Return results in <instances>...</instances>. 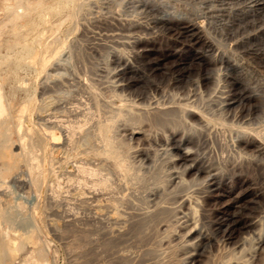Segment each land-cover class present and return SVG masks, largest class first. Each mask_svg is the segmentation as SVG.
<instances>
[{
	"label": "rangeland",
	"instance_id": "obj_1",
	"mask_svg": "<svg viewBox=\"0 0 264 264\" xmlns=\"http://www.w3.org/2000/svg\"><path fill=\"white\" fill-rule=\"evenodd\" d=\"M89 1L90 0H88L86 10H84L85 12H82L83 18L80 17L81 16V14H80V16L78 17L79 19H77V25L79 24L80 26L79 25L76 26L77 28L73 29L72 32H70V34H71L70 36H72V35L73 36L75 35V36L74 37L72 36V38H71L69 36V34L66 33L68 36L66 35L67 37H65L66 41H65V47H63L64 50L62 48L59 51V53L56 55L57 57L55 56L56 59L54 58L53 60H55L56 62L55 61L53 62V60H52L51 64L52 63L53 64L50 65V68H49L51 71L50 70L47 71V74L49 73V75L47 76V74H44V76L42 75V76L38 77L35 81H33L34 79L29 80L30 82H33L32 85L34 87L36 104H38V105H40L41 103L43 104V105L41 104L40 106H38V105L37 106L38 107L42 106L43 108H45V109L42 108L43 111L37 109L36 111L32 112L31 118H32L33 123L36 126H39V127L41 126L42 128H46L47 130H48V127L50 125L53 127V129H52V127L51 128L49 127V131L52 129V131L57 132L59 135L58 139L56 140V143H54V145L53 144L50 145V148L48 149V151L45 155H43L40 150L37 151V153L41 152V153H39L40 154L39 158L37 156V160L40 163V167L44 168L46 171V175L44 176L41 184L39 185L41 187L38 186L37 187L38 190H36L38 192H35V188L32 189L33 187L29 186L30 184L26 180V179H28V177L24 178V176H29L27 173L28 170L26 168V160L24 157L20 156L17 163H19L20 161H23L25 163V165L23 164L19 167V169L17 171V175L13 174L17 178H19V181H18V179H16V177L11 176V177H9V179H7V184H6L7 189L11 188L10 191L12 190L15 194L13 192H10V191L7 192L8 190L6 189V187L2 186L0 188V195H1L2 199H4V198L6 199V196H7V198L9 196L11 198L12 197L14 198L16 196L17 192H19L17 194V196H20L21 198L19 197L18 199L19 200L23 199V201H21L23 203V205L21 207L24 210L22 213L23 214L24 213H27V214L31 213L30 214V216H32L31 218H33L34 221L41 228V232H40L41 238L46 239V241L48 242V245H45V247H44L46 250L45 257L48 260V264H133V263L134 264H136V263L137 264H150V263L155 264L156 261H157L156 264H158L161 262L162 259H164V258L167 259V256L163 257V256H165L164 254H166V249H165L166 243H164V242H166V240H168V238H170V235L180 234L184 230V228L187 227L186 225L192 224V221L194 223L196 222V224L198 223L197 228L199 230L197 229V231L203 236V239H204V240L203 239L201 240V239H199V236H198L193 240L194 241V247L198 248L200 252L204 251L203 253H201L199 258H201V259H204L203 257L212 258L219 251V249L223 248V246L226 242V240H224L223 236H222L221 225L227 220V217L230 216L229 214H231L233 211L237 210V208L236 207L225 208L223 206L224 201L228 198L227 196H220V197L211 196V197L206 198V200L205 199L202 200L200 197H197L195 190L200 191V189H205V187H206L207 178H206L205 172H202L200 175H198L197 177H199V178L193 177V174L192 175L191 174L186 175L187 179H190V182L194 181V183L191 182L192 184L188 181L189 183L187 182L186 184L181 185L183 187L178 186L177 189H176V187L174 189L172 187V189H171L172 191L166 190V189L170 190V188H171V187L170 188L167 187L168 186L167 181H168L169 174H170L169 170H171L169 164L171 165V163H172V159L170 157H172L174 154V153L172 154L171 151L172 150H173V152L176 151L175 149L168 148L170 146L167 145L164 141L165 139L168 138V136H167V134H169L168 129L165 132L160 131V132L156 133V147H154V150H152V149H153V145L155 146V144H150V147H152V149L148 148L150 150V151L148 150L150 152V154H151V152H155V153H153L154 155L151 154L152 157L150 156V159H151L150 162L146 161L148 163V166L151 163L152 168L150 166L148 167L146 165V162L143 160L142 157H140L141 158L140 159L139 156L137 157L136 154H134L135 155L134 157L132 156L131 161H132V159L134 160L132 163L135 166L138 164L137 165L138 167L136 166V168L138 170L139 175L141 174L140 178H138V179L133 178V177L131 179L129 178L130 180L128 178L127 179L123 178L124 179V181H123L121 176L119 179L118 175H116V173L112 169V167L110 168L111 165H109V163H107L108 162L107 160H105L104 158H100L98 156H95L94 158L88 157L87 155L84 154L83 151L85 149H87V150L91 149V147L93 148L97 144H100V142L95 140V139L99 140V137L96 136L97 137L96 138L94 136V134L97 135V131L95 130V128L97 129L98 123L101 122L100 120H102L105 116H106L105 117L106 119L111 117L112 109H113V111H115V109H116L115 107H117L118 103H120L121 101L126 102V103H132V101L134 100V101H138V103L141 102V104H147V101L145 99L140 98L141 92L144 90V88H146L147 83L151 84V82L153 81V82H156V84H159V87H161L158 90V92L156 93V97H159L161 104H165V105L176 104L177 103L176 101H178V100H176L177 98L182 99L183 96H184L183 98H185L186 96H187L186 98H189V96L191 97L192 95H194V96H192L193 98L191 97V99H194V101H193L194 104L197 105V107L200 110L203 109L202 110L203 112H205V113L208 112L207 114H209V116H211V121L209 123H213V124L207 123V126L204 124L207 128L204 125H201L200 123L197 122L198 125L199 124L201 125V126H198L197 124H195L196 122L193 121L194 124L197 125L196 127H198L196 130L200 129L202 126H203V128H206V129H203V128L200 129V131H203V133H201L199 130H198L199 132L198 131H193L194 133L191 132L190 133L191 144H192V146H195V148H196L195 149L193 147V149H195L194 152L198 155V157L199 156L201 157V158L199 157L200 161L202 160L201 161L202 164H200V165L202 167H206L209 170H211L213 168V170H211V171H216V172L218 171V173H217L218 177L221 178L220 179L221 180L220 181V187H219L221 189V191L225 192V193H228V191H229L230 192L229 194H231V196H235V195H237V193L241 192L246 187V185L248 183H251L252 187H254V188L256 187L255 190L258 189V190H261V192L263 191L262 193H264V167L263 168L261 167L262 165L264 166V160H263L264 158L261 156L263 159H261L262 161L261 160L259 161V162H262L260 164L257 161L258 158H261V157H258V155L260 156V153L257 152L253 146L247 144L248 141L251 139V134L253 135V133L255 131L260 130V132H262V131L264 132V112H262L264 110V106H263V104H264V32H263L264 31V29H263L264 28V7H259L258 5H255L256 1L260 2L259 0H255V1L254 0H242V1L241 0H227L228 2L226 0H155V1L154 0H134V1L133 0H93L90 2ZM144 1H146L147 3ZM261 2H264V0H261ZM152 3L153 4L156 3V4L153 5ZM229 3L230 4L232 3V4L230 5ZM143 4L145 6H143ZM202 4H204V5L202 6ZM147 5H148V7H147ZM150 5L151 6L153 5L152 6L153 8L149 9ZM156 5L159 8V9H157L158 12L155 8ZM222 6H224V7H222ZM213 7H214V9H213ZM211 8H212V10H211ZM87 10H88V12H87ZM145 10H147V11H145ZM159 15H161V17ZM93 16H97V17H93ZM87 18H88V20H86ZM94 18H96V19H94ZM160 18H168V19L170 18V21L172 23H175V22L176 23H182L185 21L192 20V18H193V20H197V21L200 20V22L202 21L201 23L203 25L204 31L206 32L207 36H209L212 40L215 41L216 46L213 49L198 47L197 52L206 55L208 58L211 57L213 59H216L219 62V63L216 62L211 67V69H212L211 72H213L212 74L217 77V80L215 81L214 84H204L202 82V80H201L202 77L207 72H209L211 69H208L209 71L207 69L206 70L201 69V66L199 67V64H198V62H196V60L192 61L191 60L192 55H193L192 50L188 46L183 45L180 42V40L175 39L172 36V33L168 32L167 30L165 31V27H163L161 24H158V20ZM99 20H100V22H99ZM246 20H247V22H246ZM128 21H130L131 23ZM137 22H139V23H137ZM84 23H85V25H84ZM129 23H130V26H129ZM135 23H137V24H135ZM245 23H247V24H245ZM259 23H261V24H259ZM132 24H134L135 27ZM150 24H151V26H150ZM140 26H144V27L148 28V32H146V31L142 32ZM157 26L158 27L160 26V27L158 28ZM63 27H64L63 29H65L67 27V24L63 25ZM138 27H139V29H138ZM237 27H238V29H237ZM93 28H95V29H93ZM125 28H128V29H125ZM77 29H78V31H77ZM117 29H119V30H117ZM249 29H251V30H249ZM74 30H75V32H74ZM87 30H89V31H87ZM123 31H127V33L123 32ZM99 32H101V33L99 34ZM117 32H119L120 34ZM252 32L253 33H260V34L256 38H253V39L248 38V35L251 34ZM117 34H119L120 38L117 37L118 36ZM124 34H132V35L134 34V36L140 34L142 36L149 37L152 40V43L154 45V49L152 50V56L151 57L158 56L161 53L170 52L171 55L167 58V61L171 62V60L173 61V59H175L176 57L183 58L184 60L187 61L188 67L191 68V74L188 77L183 78L182 81L179 83L168 85L169 82H167V81H169V79H171L170 76L171 77L176 76L175 72L172 73V72L168 71L166 69L165 65H161L160 68L157 69L156 73L150 72L149 71L150 69L145 67L142 62H140L134 58V56H133L134 47H133L132 43H130L129 45H123V46L119 45L120 41H122V40H120L121 35H124ZM230 34L232 36H230ZM110 38H113V39H110ZM217 39H219V40L221 39V40L219 41ZM114 41H117V43ZM118 41H119V43H118ZM225 41H226V43H225ZM127 47H128V49H127ZM217 47H219V48H217ZM112 48H113V50H111ZM129 48H130V50H129ZM116 49H121L122 53L130 60L131 67L133 69L132 74H128L129 77L131 75L130 82L132 85L130 84V85H128V87H124L125 89L124 88L118 89L115 87V83H116L118 77H120L119 75H117L116 69L114 68L115 65L113 62ZM76 53H79V54L76 55ZM220 57L224 58V59H229L232 62H235L237 65L239 64L238 66H240L239 69H241L240 70L241 72H240V75L238 76V79L237 78L234 79V76H232V78H231L228 67L227 68H226V66L223 67V64L220 63V61H219L221 59ZM218 65H219V68H218ZM217 69H219L220 71H218ZM221 70H222V72H221ZM215 71H216V73H215ZM115 72H116V74H115ZM45 76H47V77H45ZM150 76H151V78H150ZM167 77L169 79H167ZM41 80L43 83L42 82L39 83V81H41ZM114 80H115V82H114ZM234 81H239L240 83L242 82L241 83L242 84L241 89L245 88V90L248 91L249 93L252 92L251 94L254 96L253 100L251 101L252 103L251 102L250 103L245 102V101L244 102L241 101V103H240V101H239V102L234 104L235 107H234V105L231 106V108L225 107V104H224L225 103V99H224L225 95H227L230 92V90L232 89ZM199 83H200V85H199ZM189 84H191L192 86L194 84L195 85L192 87ZM109 85H110V88H108ZM211 85H212L213 89L210 87ZM199 86L201 87V89ZM204 86H206V87H204ZM197 87H198V89H197ZM221 87H223V88H221ZM210 89L212 91H209ZM241 89H239V90L237 89L236 92L240 91ZM114 90H115V92L118 93L119 97L122 96L121 100H119L118 96L116 95L117 93H114ZM118 90H120L119 91L120 93L118 92ZM148 90H147V92H148ZM170 90H171V92H170ZM193 90L195 91V93L193 92ZM218 90H220V91H218ZM111 91H113L112 94H111ZM185 91L187 94L185 93ZM191 91H192V93H191ZM109 92H110V94H109ZM149 92H148L149 94L154 95L152 90H150ZM197 92H198V95H200L199 97L202 96L201 98L203 100L201 98H199V99L197 98L198 97ZM219 92H220V94H219ZM158 94H160L162 96L160 97V95H158ZM172 94H174V95H172ZM180 94H182L183 96ZM205 94H207V96L209 95L208 98L205 97ZM176 95H177V97H175ZM123 96H124V98H123ZM203 96L206 99H204ZM216 96H217V98H216ZM259 96H260V98H259ZM209 97H210V99H209ZM98 98L103 100V102L100 103L101 100ZM125 98L127 100H129V102ZM171 98L175 101L171 100ZM200 99L202 102L200 101ZM262 99H263V101H262ZM166 100L168 103L166 102ZM204 100L205 101L208 100L210 102L207 101L208 103L206 104L204 102ZM104 101H105V103H104ZM195 101H197V102H195ZM44 102H45V104H44ZM48 103L50 104V107H49ZM103 103H104V105H103ZM106 103H107V106H106ZM200 103H201V105H200ZM54 104H56V105L59 104L60 107L58 105L56 106ZM209 104H211V105H209ZM62 105L63 106L65 105V107H63ZM95 105H96V107H95ZM102 105H103V107H102ZM99 106H100V108H99ZM201 106H203V107H201ZM220 106H222V107H220ZM46 107H48L49 109ZM51 107H53V108H51ZM107 107H109V108H107ZM111 107H112V109H110ZM127 107H126V109H124V111L126 113L124 111H122L125 113V115L122 113L121 117L120 118L118 117V118L123 120L124 116L125 117L127 116L126 117V119H127L129 117L128 115H130V116L135 115L134 119H133V117H130L131 119L128 118L130 121L125 120V118H124V121H122V120L119 121V119L116 118L113 130L118 129V131H117L118 133L116 132V130H114L113 132H115L116 134L113 133V135L116 138L118 136L117 134H119V136H118L119 138H117V139L118 140L119 139L124 140V141H126L127 144L130 143L129 145H131L132 150H136V149L141 150V146L142 147H144V146L148 147L149 146V145H147L148 141L151 140L152 136L154 137V135L151 136V134H149V133L153 134L154 131L148 125L149 123L146 122L148 120L144 115L146 113L147 117H148L150 115V113L146 112L144 110L132 108V107H129L127 109ZM60 108H62V109H60ZM84 108H85V111H84ZM51 109H53V111ZM107 109H108V111H107ZM204 109H207V110H204ZM96 110H97V113H96ZM78 111H80V112H78ZM82 111L85 113H83ZM106 112H108V113L106 114ZM141 112H143V113H141ZM47 113L50 116L53 114L52 116L54 118L56 116H59V117L55 118L56 120L51 116V118H53L52 121H56V122L61 121L60 117L64 116L62 118V119H64V120H62L63 125L65 124L64 127L62 125V127L64 129L61 127V124L59 126L58 125L53 126L50 123L51 118L49 119L50 121L48 122L46 119L50 116L47 115ZM93 113L98 114L97 115L98 118L96 117V114L94 115ZM134 113H137L140 116L139 115L136 116V114H134ZM61 114H62V116H61ZM141 114L144 117H142ZM194 115L195 114H190L189 115L190 118H188V116H185V119L186 120L189 119V121L193 120V119L195 121H198L197 119H195L196 116H194ZM67 116L71 121H72V119H73V122L76 121L74 123L73 122L71 123L73 125V127H74V125L76 127V128L75 127L74 128L77 131L73 130V133L75 135L72 133V130L69 131L71 133H69L68 130H66V123L71 122L70 120H68V118L67 119L65 118ZM99 116H101V119ZM138 116L142 117L143 119H141V120L138 119L139 120L138 121L136 118ZM35 117H37V119ZM42 117H44V118H42ZM82 119L83 120L86 119L87 121L85 122ZM132 119H133V121H132ZM43 120L44 121L46 120V121L43 122ZM95 120H97V121L95 122ZM98 120H99V122H98ZM142 120H144V121H142ZM102 121H104V119ZM135 121H138V122H135ZM62 122H60V123H62ZM94 122L96 124H94ZM36 123H38V124H36ZM44 123H45V125H44ZM46 124L47 125L49 124V125L46 126ZM144 125H148L149 127L148 128H147V126L144 127ZM116 126H118V127H116ZM135 126L136 127L138 126L139 128L138 127L136 128ZM60 128H62V129H60ZM132 128H134V130ZM145 128H146V130H143ZM147 129H149V130H147ZM94 130L96 131L95 133H94ZM131 130L134 132H132ZM67 132L69 135L71 134V136L73 135L75 138L73 136L71 137V136L67 135ZM166 132H168V133H166ZM196 132H198V133H196ZM129 133H132V134H129ZM145 133H148V134H145ZM192 133H193V135H192ZM196 134H198L200 137H198V135H196ZM144 135H145V137H144ZM148 135H150V136H148ZM164 135H166V136H164ZM62 136H64V137L67 136V137L64 139V137H62ZM68 137H71L72 139L70 140V138H68ZM124 137L126 140L123 139ZM193 137L196 139L198 138V139L193 140L194 139ZM144 138L148 139V141L145 140ZM158 138H159V140H157ZM13 139L16 140V137L13 136ZM68 139L70 140V145H71V143H72V145L73 144H75V145H73V146L67 145V144H69ZM72 140H74L75 142H73ZM158 141L161 143H159ZM143 143H145V145ZM193 143H194V145H193ZM195 143L197 145H195ZM162 145L165 148L162 147ZM51 146H52V148H51ZM57 147H58V149H57ZM61 147H62V149H60ZM96 147H98V145ZM134 147H136V148H134ZM160 147H162V148L159 149ZM166 147L168 148V150L166 149ZM51 149H54V150L51 151ZM18 150H19V148L17 146H15L14 151L17 152ZM49 151L52 154H50ZM75 153L77 154L76 156H74ZM53 154H54V156H53ZM247 154H248V156H247ZM252 154L253 155L255 154L254 157L257 156L258 158L255 157L253 160ZM41 155L43 158H40ZM242 155H244V156L242 157ZM49 156L51 158H48ZM66 156L67 157L69 156V159ZM154 156H156L155 157L156 159L154 158ZM65 157L67 158V160H64ZM164 157H166V158H164ZM95 158L103 159L104 162L99 160V159H95ZM39 159H41V161ZM60 159H61V161H64V164H63V162L60 161ZM138 160H139V162L141 160H143L145 163L143 161H141V164L139 162L137 163ZM247 160H249V161H247ZM100 161H101V163H100ZM201 162H199V163H201ZM53 163H55V165ZM152 163L155 165H153ZM166 163H168V164L166 165ZM256 163L260 164L261 166L258 164L256 165ZM50 164H53V166H51ZM101 164H103V165L106 164L107 166L106 165L103 166ZM56 165H57V167H56ZM141 165H144L143 166L144 168ZM49 166L53 167L52 168V169H54L53 176L55 175V177H53L52 173L49 172V170H51ZM58 166H60V167H58ZM78 166H80V167L78 168ZM166 167H168V168H166ZM22 168L24 171L22 170ZM55 169L57 171H55ZM109 169L111 171H113L116 176L114 175L113 172H110ZM139 169H140V172H139ZM157 171L160 173L158 174ZM166 171H169V172L167 173ZM18 172H20V173H18ZM155 173H157L156 177H158V178H156L157 179L156 181H158V180L160 182L162 181L163 182V184L161 183L163 185L162 187L164 189L166 187L165 193H164L165 200L169 201L168 204L170 206H172V207L177 206L176 207L177 210H175V208H173L174 211H172L173 213L171 212L172 217H169L170 216V214H169V216H167V218L165 219V221L168 222L169 227H167V223L165 221H164V224L160 227L158 225H157L158 227L156 225L153 226L154 225L153 224L150 228L147 229L148 232H145L146 230L144 231V233H146L145 235H144V233H140V234H142V235H140L137 231H136L137 233H135L134 225L136 223L135 221H137V219L139 217H141V216H139V213L141 212V213L145 214V212H142V211L143 210L146 211L149 208L148 205H150V202L147 203V201H149V199H148L149 196H147V195H149V192H147V191H149L148 187L150 185L148 183L152 184L153 178H151V177H153V174H155ZM18 174L20 175L19 177H18ZM192 177L195 180L191 179ZM201 177L203 178L202 180H200ZM104 178L107 179V185H109L106 190L102 189L101 186H99L100 185L99 181L104 179ZM150 178L152 180H150ZM137 180H138V183H137ZM139 180H141L142 182ZM20 181H21V183H20ZM23 181H27V182H23ZM121 181H123V182H121ZM129 181H131V182H129ZM145 182L148 186L145 184ZM165 182H166L167 186H166ZM202 182H203V184H202ZM145 185H146V187H143ZM51 186H52V188H51ZM184 186H187L188 188L184 187ZM191 186H192V188L189 189V187H191ZM203 186H205V187H203ZM8 187H10V188H8ZM87 188L92 189V192L87 194L88 195V197L86 198L87 200L86 199L82 200L79 197H77V195H75L76 192L78 193L79 191L86 190ZM184 188H185V190H184ZM51 189H53V190H51ZM178 189L179 190L181 189L183 191V193L181 190L179 191ZM128 190H129V192H128ZM141 190H142V192H141ZM5 191L7 193H4ZM190 191H192L193 193L192 192L189 193ZM107 192H109V193H107ZM173 192H176V193H173ZM185 192H186V194H192L194 196L192 198V200L193 199L194 200H193V202H191L192 205H193V203L195 204V206H194L195 212L194 213L191 211L189 212L188 210H185L186 209L185 204L181 203V201H180V196L182 194H185ZM8 193H10V194L8 195ZM5 194H6V196H5ZM11 194H14V196ZM121 195H123V196H121ZM166 196L167 197L170 196V197L167 199ZM98 197H99V199H98ZM126 198H128V199H126ZM195 198L197 200H195ZM249 198H250V196L244 197V200H246V201H243L244 205L246 202H248L247 199H249ZM12 199H11V201L14 200V199L13 200ZM100 199H101V201H100ZM17 200L15 199V201H17ZM109 200H110V202H108ZM174 201H176V202H174ZM205 201H207V202L204 203ZM99 202H100V204H98ZM170 202H174V203H170ZM4 203H5V201H4ZM97 204H98V206L99 205L101 206V209H100V206L99 207L97 206ZM111 204L112 205L115 204L119 208L121 214L124 213L123 216L121 215L122 217H120L118 219V222H117V220L115 221L116 224L113 222V219L111 218V216H109V214L114 210L113 206ZM127 204L129 205V207L127 206ZM146 204H148V205H146ZM180 204H182V205H180ZM243 204H241V205H243ZM186 205H187V203H186ZM145 206H146V209H145ZM261 206L263 207L262 204H261ZM10 208H12V207H10ZM178 209H182V211L185 210V212L178 211ZM12 210L14 211L16 209L12 208ZM248 210H247V208H245V210L243 211L244 214H242L240 216V220H243L246 218V217H244V215L248 216ZM28 211H30V212L28 213ZM33 211H34V213H33ZM175 211H177V212H175ZM94 212H96L97 214ZM188 212H189V214H188ZM22 213H20V214H22ZM66 213H68V214H66ZM16 214H17V217L15 216V223H17L16 220L19 221L18 222L19 224L17 223L18 225H20V224L25 225V223H27L26 225H29L31 223L30 220H32V219H30L29 215H27V214L21 215L22 216V219H21L20 218L21 216H19L20 214H18L17 212H16ZM100 214H101V217H100ZM23 216L26 218L24 219ZM134 217H136V219ZM132 218L135 219V221L132 220ZM20 219H21V221H20ZM191 219H192V221H191ZM193 219H195V221ZM27 221H29L30 223ZM171 221H172V223H171ZM187 223H189V224H187ZM165 224H166V226H165ZM171 224H172V226H171ZM130 227H131V229H130ZM156 228H157V230H156ZM158 229L160 230V233H159ZM118 231H119V233H118ZM116 232H117V234H116ZM261 232H262L261 236H264V234H263L264 229L261 230ZM156 233H157V237L155 235ZM114 235H115V237H114ZM149 235H150V237H146ZM256 236H259V235H256ZM256 236L253 237V240L251 239L252 240V241H250L251 243L250 242L247 243V246L245 244L246 248L244 247L245 250L243 252V255L245 257H247V255H248V257H250L251 254L255 253V252H253V250L257 251V253L261 250V249L260 250L257 249L258 243L260 240H259V237H256ZM121 237H123V238H121ZM194 237H195V235H194ZM114 238H116V239H114ZM255 238H257V240H255ZM182 241H183V239H182ZM254 241H256V244H254L255 243ZM107 242H109V243H107ZM157 242L159 244L158 246H157ZM106 244H108V245H106ZM160 244H161V246L163 245V247H161ZM182 244H184V243L182 242ZM206 244H208V245L204 246ZM180 245L178 247L179 250H176L178 252V253L176 252L177 255H180L186 249H188V250L190 249L189 247L187 248L184 245L183 246H180ZM252 245H253V248H252ZM254 245H256V246H254ZM154 246H156L154 251H157L159 246H160V248H163V249L162 250L160 249L158 251L159 252H161V251L165 252V253L163 252V255H161V253H159L158 255H160V256L157 259H156V257L158 255L155 256V254H157V253L153 251V248H151ZM220 246H222V247H220ZM248 246H250V247H248ZM203 247H204V249H203ZM214 247L217 250H215V252L213 253L212 251H214ZM263 247H262L263 251L261 250L260 252L264 253ZM148 249H149V251H148ZM28 250H29V244H26L25 247L18 254L17 258L15 259V262L16 263L18 261L21 262V258L25 254H27ZM208 250H211V251L208 252ZM151 251L153 253H155L154 256H152L153 254L150 253ZM247 253H250V254H247ZM263 253H261V254L264 256ZM237 254H239V253H237ZM177 255H176V257H177ZM258 255H259V253H258ZM117 256H119V257H117ZM259 256L261 259L264 258V257H261V255H259ZM257 257L258 256L255 257V260L257 259ZM144 258L147 261H145ZM151 258L155 259V260H151ZM160 258H162V259L159 262L158 260ZM260 258L258 257V259L260 261L256 260V262L257 261L259 262V263L257 262L258 264H262V261ZM141 260H142V262H141ZM150 260H151V262H150ZM255 260L251 261L250 264H252V262H255ZM216 262H217V264H220L219 260H217ZM160 264H162V263H160ZM183 264H185L184 261H183ZM186 264H189V262H186ZM192 264H197V263H192Z\"/></svg>",
	"mask_w": 264,
	"mask_h": 264
},
{
	"label": "bare ground",
	"instance_id": "obj_2",
	"mask_svg": "<svg viewBox=\"0 0 264 264\" xmlns=\"http://www.w3.org/2000/svg\"><path fill=\"white\" fill-rule=\"evenodd\" d=\"M93 1V0H90ZM89 1V2H90ZM134 1V0H133ZM155 1V0H154ZM227 1V0H226ZM242 1V0H241ZM255 1V0H254ZM260 2L256 1L255 5H258L259 7H264V2H261V0H259ZM105 2V1H104ZM146 2V1H144ZM215 2V1H214ZM223 2V1H222ZM228 2V1H227ZM100 3V2H99ZM138 3V2H137ZM136 3V4H137ZM147 3V2H146ZM217 3V2H216ZM252 3V2H251ZM250 3V4H251ZM88 4V0H0V188L2 186H5L7 189V179H9V177L17 175V171L19 169V167L21 165H25V163L23 161H20L19 163H17L18 159L20 156L24 157L26 160V168L28 170V175L29 176H24L28 177V179H26L28 181V183L30 184L29 186H32L34 189L35 188V192H38L36 190L37 187L41 184L42 179L44 178V176L46 175V171L44 168L40 167V163L37 160V156L39 158L40 154L42 152L43 155H45L48 151V149L50 148V145H54V143H56V140L58 139L59 135L57 132L52 131L53 127L50 126L49 124L51 123L53 126L54 125H60L61 127L63 125L62 119L61 121H52L53 120V114L51 115L53 118H51V116L47 113V115H49L50 117H48L46 120L49 122L50 118H51V122L48 124L49 127L52 129L49 131V127L48 130L46 128H42L41 126H36L31 118V114L32 112L38 110H42V106L38 107L40 105L36 104V98H35V92H34V87L32 85L33 82H30L29 80H33L35 81L38 77L40 76H44V74H47V71L50 70V65L52 60L55 58V56L59 53V51L65 47V37H67L69 34V36L71 35L70 32H72L73 29H76L78 26L77 25V19H79L78 17H82V12H85L84 10H86ZM153 4V3H152ZM156 4V3H154ZM153 4V5H154ZM165 4V3H164ZM201 4V3H200ZM230 4V3H229ZM232 4V3H231ZM230 4V5H231ZM91 5V4H90ZM89 5V6H90ZM138 5V4H137ZM152 5V6H153ZM163 5V4H162ZM204 4H202L203 6ZM215 5V4H214ZM225 5V4H224ZM237 5V4H236ZM143 6H145L143 4ZM151 5L149 6V9L153 8ZM164 6V5H163ZM218 6V5H217ZM216 6V7H217ZM134 7V6H133ZM148 7V5H147ZM155 7V6H154ZM224 7V6H222ZM156 10L159 9L156 5ZM165 8V7H164ZM167 8V7H166ZM88 9V8H87ZM203 9V8H202ZM206 9V8H205ZM204 9V10H205ZM214 9V7H213ZM226 9V8H225ZM262 9V8H261ZM212 10V8H211ZM90 11V10H89ZM147 11V10H145ZM88 12V10H87ZM158 12V10H157ZM262 13V12H261ZM91 14V13H90ZM160 14V13H159ZM105 15V14H104ZM169 15V14H168ZM236 15V14H235ZM102 16V15H101ZM161 17V15H159ZM163 16V15H162ZM192 16V15H191ZM190 16V17H191ZM93 17H97V16H93ZM107 17V16H106ZM83 18V17H82ZM85 18V17H84ZM142 18V17H141ZM151 18V17H150ZM154 18V17H153ZM157 18V17H156ZM93 19V18H92ZM96 19V18H94ZM112 19V18H111ZM110 19V20H111ZM88 20V18L86 19ZM156 20V19H155ZM92 21V20H91ZM149 21V20H148ZM239 21V20H238ZM93 22V21H92ZM100 22V20H99ZM125 22V21H124ZM130 22V21H128ZM136 22V21H135ZM202 22V21H201ZM197 20H189V21H185L182 23H172L170 21V18H160L158 20V24H161L163 27H165V31L167 30L168 32L172 33V36L175 39L180 40V42L183 45L188 46L192 52V58L191 60L194 61L196 60V62H198L199 67L201 66V69L204 70H208L211 69L212 65H214L216 62H218L216 59L213 58H208L206 55L197 52V48L201 47V48H209V49H213L216 46V43L214 40H212L209 36H207L206 32L203 29V25L202 23ZM247 22V20H246ZM131 23V22H130ZM129 23V26H130ZM134 23V22H133ZM139 23V22H137ZM135 23V24H137ZM240 23V22H239ZM253 23V22H252ZM67 24V27L65 29H63V25ZM81 24V23H80ZM87 24V23H86ZM99 24V23H98ZM125 24V23H124ZM233 24V23H232ZM244 24V23H243ZM247 24V23H245ZM250 24V23H249ZM258 24V23H257ZM261 24V23H259ZM85 25V23H84ZM97 25V24H96ZM104 25V24H103ZM126 25V24H125ZM124 25V26H125ZM134 25V24H132ZM131 25V26H132ZM143 25V24H142ZM153 25V24H152ZM235 25V24H234ZM240 25V24H239ZM80 26V25H79ZM99 26V25H98ZM122 26V25H121ZM123 26V27H124ZM145 26V25H144ZM144 26H140L142 32L146 31L148 32V28L144 27ZM151 26V24H150ZM247 26V25H246ZM82 27V26H81ZM114 27V26H113ZM135 27V25H134ZM158 27V26H157ZM156 27V28H157ZM160 27V26H159ZM158 27V28H159ZM239 27V26H238ZM237 27V29H238ZM245 27V26H244ZM101 28V27H100ZM99 28V29H100ZM109 28V27H108ZM112 28V27H111ZM115 28V27H114ZM207 28V27H206ZM227 28V27H226ZM232 28V27H231ZM230 28V29H231ZM247 28V27H246ZM245 28V29H246ZM263 28V27H262ZM261 28V29H262ZM80 29V28H79ZM95 29V28H93ZM98 29V30H99ZM128 29V28H125ZM139 29V27H138ZM264 29V28H263ZM103 30V29H102ZM119 30V29H117ZM121 30V29H120ZM137 30V29H136ZM157 30V29H156ZM162 30V29H161ZM164 30V29H163ZM251 30V29H249ZM258 30V29H257ZM78 31V29H77ZM89 31V30H87ZM96 31V30H95ZM75 32V30H74ZM104 32V31H103ZM114 32V31H113ZM125 33H127V31H123ZM122 32V33H123ZM129 32V31H128ZM151 32V31H150ZM264 32V31H263ZM67 33V34H66ZM95 33V32H94ZM97 33V32H96ZM101 32H99L100 34ZM119 33V32H117ZM169 33V34H170ZM238 33V32H237ZM262 33V32H261ZM73 34V33H72ZM98 34V35H99ZM120 34V33H119ZM119 34H117L116 36L119 37ZM224 34V33H223ZM222 34V35H223ZM236 34V33H235ZM242 34V33H241ZM260 33H251L248 35V38H256ZM67 35V36H66ZM77 35V34H76ZM234 35V34H233ZM237 35V34H236ZM73 36V35H72ZM72 36H70L72 38ZM75 36V35H74ZM73 36V37H74ZM103 36V35H102ZM115 36V35H114ZM123 36V37H122ZM168 36V35H167ZM170 36V35H169ZM215 36V35H214ZM229 36V35H228ZM227 36V37H228ZM230 36H232L230 34ZM239 36V35H238ZM113 37V36H112ZM116 37V38H117ZM171 37V36H170ZM263 37V36H262ZM120 38V37H119ZM124 38V39H123ZM218 38V37H217ZM69 39V38H68ZM113 39V38H110ZM122 40V41H120ZM120 43L119 45L123 46V45H129L130 43H132L134 50H133V56L136 60L140 61L143 63V65L145 67H147L148 69H150V72L156 73L157 69L160 68L161 65H165L166 69L170 72H175L176 76L175 77H171V79H169L167 77V79H169L168 85L170 84H176L182 81L183 78L188 77L191 74V68L188 67V63L186 60H184L183 58H179L176 57L175 59H173V61L171 60V62L167 61V58L171 55L170 52L167 53H161L158 56H152V50L154 49V45L152 43V40L147 37V36H142V35H136L134 36V34H124L121 35V39H120ZM219 40V39H217ZM221 40V39H220ZM219 40V41H220ZM218 41V42H219ZM117 43V41H114ZM177 42V41H176ZM243 42V41H242ZM245 42V41H244ZM106 43V42H105ZM167 43V42H166ZM226 43V41H225ZM104 44V43H103ZM237 44V43H236ZM170 45V44H169ZM233 45V44H232ZM106 46V45H105ZM180 46V45H179ZM163 47V46H162ZM117 48V47H116ZM219 48V47H217ZM77 49V48H76ZM125 49V48H124ZM128 49V47H127ZM230 49V48H229ZM234 49V48H233ZM244 49V48H243ZM64 50V48H63ZM62 50V51H63ZM113 50V48L111 49ZM130 50V48H129ZM225 50V49H224ZM231 50V49H230ZM210 53V52H209ZM223 53V52H222ZM79 53H76V55H78ZM132 54V53H131ZM211 55V54H210ZM222 55V54H221ZM57 57V56H56ZM133 58V57H132ZM221 58V57H220ZM56 59V58H55ZM58 59V58H57ZM113 59V58H112ZM55 60H53L54 62ZM220 63L223 64V67L226 66V68L228 67L231 78L232 76H234V79L237 78L240 75V70L239 67L235 62H232L229 59H224L221 58ZM56 62V61H55ZM114 65H115V69L117 72V75H119L120 77H118L116 83H115V87L118 89H122L124 87H128V85L131 84L130 82V77L128 74H132V67H131V62L130 60L122 53L121 49H116L115 54H114ZM195 62V63H196ZM219 63V62H218ZM55 64V63H54ZM140 64V63H139ZM220 64V65H221ZM217 65V64H216ZM195 66V65H194ZM198 67V66H197ZM196 68V67H195ZM219 68V65H218ZM145 69V68H144ZM216 69V68H215ZM199 70V69H198ZM218 71H220L219 69H217ZM51 71V70H50ZM209 71V70H208ZM212 69L207 72L203 77H202V82L204 84H214L215 81L217 80V77L214 76L211 72ZM115 72V74H116ZM145 72V71H144ZM166 72V71H165ZM222 72V70H221ZM146 73V72H145ZM152 73V74H153ZM161 73V72H160ZM216 73V71H215ZM204 74V73H203ZM49 75V73L47 74V76ZM51 75V74H50ZM147 75V74H146ZM162 75V74H161ZM194 75V74H193ZM45 76V77H47ZM167 76V75H166ZM169 76V75H168ZM50 77V76H49ZM117 77V76H116ZM133 77V76H132ZM219 77V76H218ZM221 77V76H220ZM151 78V76H150ZM165 78V77H164ZM115 79V78H114ZM162 79V78H161ZM188 79V78H187ZM154 80V79H153ZM150 81V80H149ZM159 81V80H158ZM165 81V80H164ZM200 81V80H199ZM42 82L39 81V83ZM111 82V81H110ZM115 82V80H114ZM166 82V83H167ZM185 82V81H184ZM195 82V81H194ZM43 83V82H42ZM41 83V84H42ZM183 83V82H182ZM192 83V82H191ZM242 83V82H241ZM239 81H234L233 82V87L230 90V92L225 95V107L227 108H231V106H233L235 103L239 102H251L254 98V96L249 93L248 91L245 90V88L241 89V84ZM181 84V83H180ZM196 84V83H195ZM194 84V85H195ZM228 84V83H227ZM132 85V84H131ZM178 85V84H177ZM191 85V84H189ZM193 85V86H194ZM198 85V84H197ZM200 85V83H199ZM216 85V84H215ZM218 85V84H217ZM221 85V84H220ZM226 85V84H225ZM138 86V85H137ZM165 86V85H164ZM163 86V87H164ZM192 86V85H191ZM192 86V87H193ZM223 86V85H222ZM36 87V86H35ZM140 87V86H139ZM183 87V86H182ZM190 87V86H189ZM200 87V86H199ZM206 87V86H204ZM209 87V86H208ZM212 88V85L210 86ZM217 87V86H216ZM108 88H110V85L108 86ZM149 90H148V89ZM161 87H159V84H156V82H151L147 83L146 88H144V90L141 92V99H145L147 101V104H141V102L138 103V101H132V103H126L121 101L120 103L117 104V107H115V111H113L112 107L110 109H112V115L110 118H105L103 115V119L104 121L100 120L101 122H99L98 120V127L97 129L95 128V130L97 131V135L94 134V136L99 137L97 140L98 142H100V144H97L98 147H91V149H85L83 152L85 155H87L88 157H95L98 156L100 158H104L105 160H107L109 163L110 168L112 167V169L115 171L116 175H118L119 179L120 176L121 178H140V175L138 173V170L136 168V166L138 165H134L132 162L134 161L131 158L132 156L134 157L136 154L137 157L139 156L143 158V160L146 162H150V156L152 157V155H154L153 153L155 152H151L150 154V150L152 149V147H150V144H155V146L153 145V149L154 147H156V133L158 132H165L167 131V129L169 130V134H167L168 138L165 139V143L167 145H169L171 149H175L176 151L173 152V150L171 151L173 156L170 157L172 159V163L170 166V174H169V178H168V186L166 184L167 187H171L170 190L169 189H165L168 191H172V187L173 189L178 186L184 185L186 184L188 181L190 182V179H187L188 174H193V177H197L198 175H200L202 172H205L206 178H207V183H206V187L205 189H200V191L195 190L197 197H200L202 200L211 196H216V197H220V196H227L228 198L224 201L223 206L225 208H232V207H236L237 210L233 211L231 214H229L230 216L227 217V220L221 225V232H222V236L223 239L226 240L223 248L219 249V251L212 257V258H205L201 259L199 258L201 253L198 248L194 247V239L196 237L199 236V239H203V236L197 231V225L196 222L194 223L192 221V224L186 225L187 227L184 228V230L180 233V234H172L170 235V238H168V240H166L165 244V249H166V254H164L167 259L164 258H160L158 261L161 262L162 264H186V262H189V264L191 263H197V264H217V260H219L220 264H250L251 261L255 260V257L258 256L260 258L259 255H261V257H264L260 252L262 250V247L264 246V236L262 235L261 230L264 229V193L261 192V190H255L254 187H252L251 183H248L246 185V187L239 193H237V195L235 196H231V194H229L230 192L228 191V193L222 192L220 187V179L218 177V171H211L213 170V168L211 170L207 169L206 167H202L200 164H202V160L200 161L198 155L194 152V150L196 149L195 146H192L191 144V135L190 133L193 131H200L201 128H203V126L196 130L198 127H196L198 125V123H200L201 125H206L208 124H213V123H209L211 121V116H209V114H207L208 112H203L202 110H200L197 105L194 104V99H191V97L189 96V98H183L184 96L182 94L183 97L182 99L177 98L176 104H169V105H165V104H161L159 97H156V93L158 92V90ZM223 88V87H221ZM229 88V87H228ZM115 89V88H114ZM125 89V88H124ZM132 89V88H131ZM198 89V87H197ZM201 89V87H200ZM199 89V90H200ZM213 89V88H212ZM241 89L240 91L236 92V90ZM249 89V88H248ZM36 90V89H35ZM116 90V89H115ZM114 93H117L115 92ZM140 90V89H139ZM150 90L153 91L154 95L149 94L148 92ZM169 90V89H168ZM172 90V89H171ZM170 90V92H171ZM175 90V89H174ZM92 91V90H91ZM120 90H118L119 92ZM201 91V90H200ZM209 91H212L211 89ZM220 91V90H218ZM250 91V90H249ZM113 91H111L112 94ZM193 92L195 93V91L193 90ZM120 93V92H119ZM123 93V92H122ZM121 93V94H122ZM161 93V92H160ZM168 93V92H167ZM173 93V92H172ZM183 93V92H182ZM186 93V91H185ZM192 93V91H191ZM202 93V92H201ZM214 93V92H213ZM222 93V92H221ZM110 94V92H109ZM128 94V93H127ZM134 94V93H133ZM169 94V93H168ZM187 94V93H186ZM200 94V93H199ZM215 94V93H214ZM220 94V92H219ZM92 95V94H91ZM115 95V94H114ZM118 96V93L116 94ZM115 95V96H116ZM132 95V94H131ZM160 95V94H158ZM174 95V94H172ZM198 95V92H197ZM218 95V94H217ZM162 95H160L161 97ZM196 96V95H195ZM200 95H198V99L201 98L199 97ZM209 96V95H208ZM207 94H205V97H207ZM110 97V96H109ZM122 97V96H121ZM118 96L119 100H121L122 98ZM126 97V96H125ZM172 97V96H171ZM177 97V95L175 96ZM174 97V98H175ZM204 96L203 98L206 99ZM116 98V97H115ZM124 98V96H123ZM131 98V97H130ZM164 98V97H163ZM173 98V97H172ZM171 98V100H173ZM193 98V97H192ZM213 98V97H212ZM217 98V96H216ZM215 98V99H216ZM260 98V96H259ZM100 99V98H98ZM106 99V98H105ZM126 99V98H125ZM133 99V98H132ZM202 99V98H201ZM200 99V101H201ZM210 99V97H209ZM219 99V98H218ZM101 100V99H100ZM124 100V99H123ZM127 100V99H126ZM203 100V99H202ZM223 100V99H222ZM256 100V99H255ZM110 101V100H109ZM113 101V100H112ZM129 102V100H127ZM175 101V100H173ZM199 101V100H198ZM208 101V100H207ZM205 101L204 102L207 104L210 101ZM216 101V100H215ZM263 101V99H262ZM41 102V101H40ZM96 102V101H95ZM103 102V100L100 101V103ZM162 102V101H161ZM167 102V100H166ZM197 102V101H195ZM202 102V101H201ZM214 102V101H213ZM258 102V101H257ZM261 102V101H260ZM259 102V103H260ZM47 103V102H46ZM105 103V101H104ZM103 103V105H104ZM168 103V102H167ZM204 103V104H205ZM252 103V102H251ZM254 103V102H253ZM45 104V102H44ZM52 104V103H51ZM61 104V103H60ZM96 104V103H95ZM245 104V103H244ZM248 104V103H247ZM263 104V103H262ZM38 105V106H37ZM43 105V104H42ZM49 107L50 104L48 103ZM56 105V104H54ZM59 106V104H57ZM56 105V106H57ZM102 105V107H103ZM113 105V104H112ZM115 105V104H114ZM199 105V104H198ZM201 105V103H200ZM211 105V104H209ZM208 105V106H209ZM254 105V104H253ZM260 105V104H259ZM63 106V105H62ZM61 106V107H62ZM107 106V103H106ZM105 106V107H106ZM128 106V107H127ZM218 106V105H217ZM248 106V105H247ZM261 106V105H260ZM264 106V104H263ZM55 107V106H54ZM60 107V106H59ZM65 107V105L63 106ZM62 107V108H63ZM77 107V106H76ZM79 107V106H78ZM96 107V105H95ZM104 107V108H105ZM110 107V106H109ZM107 107V108H109ZM127 109L129 107L132 108H137V109H141L144 110L146 112H149L150 115L147 117V114L145 113V117L147 118L149 124V126L152 128V130L154 131V133H149L152 135H154V137H151V140L148 141V139H145L148 141L147 146H144L145 143H143L144 147L141 146V150H132L131 145H129L130 143H126V141L121 140V139H117L119 138V134H117L116 138L114 137L113 132L114 130H116V132L118 131V129H114V125H115V119L116 118H120L122 113L125 115V111L124 109ZM203 107V106H201ZM211 107V106H210ZM222 107V106H220ZM235 107V105H234ZM249 107V106H248ZM48 108V107H46ZM53 108V107H51ZM60 108V109H62ZM67 108V107H66ZM72 108V107H71ZM100 108V106H99ZM209 108V107H208ZM45 109V108H43ZM49 109V108H48ZM65 109V108H64ZM97 109V108H96ZM47 110V109H46ZM45 110V111H46ZM53 111V109H51ZM50 110V111H51ZM73 110V109H72ZM77 110V109H76ZM101 110V109H100ZM104 110V109H103ZM131 110V109H130ZM207 110V109H204ZM210 110V109H209ZM216 110V109H215ZM214 110V111H215ZM261 110V109H260ZM68 111V110H67ZM70 111V110H69ZM85 111V108H84ZM108 111V109H107ZM124 111V112H122ZM133 111V110H132ZM138 111V110H137ZM140 111V110H139ZM217 111V110H216ZM227 111V110H226ZM234 111V110H233ZM241 111V110H240ZM47 112V111H46ZM80 112V111H78ZM83 112V111H82ZM81 112V113H82ZM87 112V111H86ZM91 112V111H90ZM105 112V111H104ZM114 112V113H113ZM220 112V111H219ZM225 112V111H224ZM248 112V111H247ZM264 112V110L262 111ZM37 113V112H36ZM67 113V112H66ZM69 113V112H68ZM71 113V112H70ZM76 113V112H75ZM85 113V112H83ZM88 113V112H87ZM97 113V110H96ZM95 113V114H96ZM99 113V112H98ZM103 113V112H102ZM108 112H106L107 114ZM143 113V112H141ZM234 113V112H233ZM35 114V113H34ZM41 114V113H40ZM46 114V113H45ZM44 114V115H45ZM51 114V113H50ZM57 114V113H56ZM94 114V113H93ZM94 114V115H95ZM104 114V113H103ZM128 114V113H127ZM126 114V115H127ZM137 115V113H134ZM190 114H195L194 116H196L195 119H197L198 121L190 120L189 119H185V116H188ZM212 114V113H211ZM220 114V113H219ZM229 114V113H228ZM43 115V116H44ZM46 115V116H47ZM60 115V114H59ZM67 115V114H66ZM76 115V114H75ZM92 115V114H91ZM98 114H96L97 117ZM132 115V114H131ZM142 115V114H141ZM37 116V115H36ZM62 116V114H61ZM69 116V115H68ZM65 117L66 119L68 118ZM71 116V115H70ZM77 116V115H76ZM75 116V117H76ZM133 117L134 116H130ZM140 116V115H139ZM136 117L137 120H141L143 119L142 117H144L142 115V117ZM38 117V116H37ZM37 117H35L37 119ZM45 117V116H44ZM42 117V118H44ZM59 117V116H56ZM55 117V118H56ZM72 117V116H71ZM83 117V116H82ZM92 117V116H91ZM101 119V116H99ZM127 117V116H126ZM126 117H123L122 119H119L124 121L128 120L130 121L128 118L126 119ZM46 118V117H45ZM54 118V119H55ZM80 118V117H79ZM93 118V117H92ZM98 118V117H97ZM40 119V118H39ZM59 119V118H58ZM91 119V118H90ZM131 119V118H130ZM132 119V121H133ZM45 120V121H46ZM56 120V119H55ZM68 120H70L68 118ZM67 120V121H68ZM79 120V119H78ZM83 120V119H82ZM93 120V119H92ZM138 120V121H139ZM247 120V119H246ZM39 121V120H38ZM43 120V122H45ZM66 121V122H67ZM71 121V120H70ZM83 121H87L86 119H84ZM97 120H95L96 122ZM135 121V122H138ZM144 121V120H142ZM196 122L195 125L194 122ZM62 122V123H60ZM73 122V119L71 122L66 123V130H68V132L70 130H75V125L73 127V125L71 124ZM76 122V121H74ZM73 122V123H74ZM94 122V124H96ZM145 122V123H146ZM198 122V123H197ZM215 122V121H214ZM47 123V122H46ZM120 123V122H119ZM144 123V124H145ZM38 124V123H36ZM42 124V123H41ZM68 124V125H67ZM70 124V125H69ZM147 124V123H146ZM198 126H201V125ZM45 125V123H44ZM46 124V126H48ZM65 125V124H64ZM63 125V127H64ZM131 125V124H130ZM133 125V124H132ZM135 125V124H134ZM148 125H144L147 126V128L149 127ZM204 125V126H205ZM57 126V127H58ZM73 128H72V127ZM77 126V125H76ZM139 126V125H138ZM137 126V127H138ZM205 126V127H206ZM62 127V128H63ZM118 127V126H116ZM136 127V126H135ZM134 127V128H135ZM136 127V128H137ZM143 127V128H144ZM60 128V129H62ZM134 128H132L134 130ZM135 128V129H136ZM139 128V127H138ZM207 128V127H206ZM203 128V129H206ZM64 129V128H63ZM141 129V128H140ZM65 130V131H66ZM94 130V133L96 132ZM142 130V129H141ZM143 130H146L143 129ZM149 130V129H147ZM151 130V131H152ZM157 130V131H156ZM64 131V132H65ZM77 131V130H75ZM132 131V130H131ZM130 131V132H131ZM198 131V132H199ZM67 132V135H69ZM129 132V131H128ZM134 132V131H132ZM136 132V131H135ZM150 132V131H149ZM166 132V133H168ZM196 132V133H198ZM201 133H203V131H200ZM71 133V132H69ZM118 133V132H117ZM143 133V132H142ZM194 133V132H193ZM192 133V135H193ZM200 133V134H201ZM66 134V133H65ZM64 134V135H65ZM74 134V133H73ZM116 134V133H115ZM132 134V133H129ZM148 134V133H145ZM161 134V133H160ZM75 135V134H74ZM123 135V134H122ZM126 135V134H125ZM159 135V134H158ZM198 135V134H196ZM13 136L16 137V140L13 139ZM71 136V134L69 135ZM73 136V135H72ZM71 136V137H72ZM121 136V135H120ZM147 136V135H146ZM150 136V135H148ZM166 136V135H164ZM64 137V136H62ZM67 137V136H66ZM64 137V139L66 138ZM71 137L70 140L72 139ZM74 137V136H73ZM96 137V138H97ZM145 137V135H144ZM197 137V136H196ZM198 137H200L198 135ZM75 138V137H74ZM194 138V137H193ZM247 138V137H246ZM125 139V137L123 138ZM128 139V138H127ZM137 139V138H136ZM162 139V138H161ZM198 139V138H197ZM196 138H194L193 140H197ZM69 140V139H68ZM70 140H69V144L70 145ZM75 140V139H74ZM74 140H72L73 142H75ZM126 140V139H125ZM159 140V138L157 139ZM66 141V140H65ZM71 141V142H72ZM62 142V141H61ZM64 142V141H63ZM67 142V141H66ZM97 142V143H98ZM129 142V141H128ZM159 142V141H158ZM193 142V141H192ZM96 143V142H95ZM94 143V144H95ZM161 143V142H159ZM164 143V144H165ZM198 143V142H197ZM139 144V143H138ZM249 145L253 146L257 152L260 153V156L258 155V157H263L264 158V132H260L259 131H255L253 133V135L251 134V139L248 141ZM75 145V144H73ZM72 143L70 146H73ZM158 145V144H157ZM194 145V143H193ZM195 145H197L195 143ZM17 146L19 148V150L16 152L14 151V147ZM66 146V145H65ZM93 146V145H92ZM135 146V145H134ZM152 146V145H151ZM68 147V146H67ZM137 147V146H136ZM134 147V148H136ZM162 147H164L162 145ZM162 147H160L159 149H161ZM166 147V149L168 150V148ZM193 147L195 149H193ZM52 148V146H51ZM54 148V147H53ZM133 148V149H134ZM149 148V149H148ZM165 148V147H164ZM17 149V148H16ZM58 149V147H57ZM62 149V147L60 148ZM158 149V148H157ZM41 151L39 153H37V151ZM54 149H51V151ZM149 150V151H148ZM156 150V149H155ZM56 151V150H55ZM165 151V150H164ZM58 152V151H57ZM134 152V153H133ZM136 152V153H135ZM170 152V153H171ZM256 152V153H257ZM50 154H52L49 151ZM160 153V152H159ZM247 153V152H246ZM59 154V153H58ZM161 154V153H160ZM240 154V153H239ZM74 155V154H73ZM77 154L75 153L74 156H76ZM246 155V154H245ZM253 155V154H252ZM255 155V154H254ZM253 155V160L255 157ZM52 156V155H51ZM54 156V154H53ZM175 156V157H174ZM244 155H242L243 157ZM248 156V154H247ZM57 157V156H56ZM67 157V156H66ZM64 160H67V158L69 159V156ZM156 156H154L155 158ZM257 157V158H258ZM258 158L257 161L259 162L261 159L263 158ZM40 158H43L42 155ZM48 158H51L50 156ZM59 158V157H58ZM61 158V157H60ZM136 158V157H135ZM134 158V159H135ZM166 158V157H164ZM169 158V159H170ZM201 158V157H200ZM95 159H99V158H95ZM141 159V158H140ZM156 159V158H155ZM170 159V160H171ZM244 159V158H243ZM242 159V160H243ZM252 159V158H251ZM41 161V159H39ZM49 160V159H48ZM51 160V159H50ZM101 161H103V159H99ZM141 160V161H143ZM246 160V159H245ZM252 160V161H253ZM264 160V159H263ZM61 161V159H60ZM96 161V160H95ZM100 161V163H101ZM141 161L139 162V160L137 161V163L139 162L141 164ZM143 161V162H144ZM236 161V160H235ZM239 161V160H238ZM249 161V160H247ZM251 161V160H250ZM262 161V160H261ZM49 162V161H48ZM64 164V161H61ZM104 162V161H103ZM136 162V161H135ZM144 162V163H145ZM146 162V165L148 166V163ZM201 162V163H199ZM240 162V161H239ZM256 162V161H255ZM42 163V162H41ZM143 163V164H144ZM248 163V162H247ZM260 164L262 162H259ZM49 164V163H48ZM55 165V163H53ZM53 164H50L51 166H53ZM99 164V163H98ZM97 164V165H98ZM153 164V163H152ZM160 164V163H159ZM158 164V165H159ZM168 163H166L167 165ZM239 164V163H238ZM246 164V163H245ZM258 163H256L257 165ZM258 164V165H260ZM62 165V164H61ZM100 165V164H99ZM103 165V164H101ZM106 165V164H104ZM103 165V166H104ZM145 165V166H146ZM155 165V164H153ZM211 165V164H210ZM209 165V166H210ZM252 165V164H251ZM254 165V164H253ZM50 167L51 170H49L50 173H52V176L54 174V169H52L53 167ZM107 166V165H106ZM142 167L144 165H141ZM146 166V167H147ZM149 166L151 167V163L149 164ZM148 166V167H149ZM160 166V165H159ZM255 166V165H254ZM261 166V165H260ZM57 167V165H56ZM60 167V166H58ZM80 166H78L79 168ZM138 167V166H137ZM208 167V166H207ZM262 168L264 167L263 165L261 166ZM108 168V167H107ZM144 168V167H143ZM152 168V167H151ZM150 168V169H151ZM160 168V167H159ZM162 168V167H161ZM168 168V167H166ZM165 168V169H166ZM235 168V167H234ZM25 169V168H24ZM142 169V168H141ZM155 169V168H154ZM158 169V168H157ZM215 169V168H214ZM23 170V168H22ZM147 170V169H146ZM156 170V169H155ZM154 170V171H155ZM168 170V169H167ZM217 170V169H216ZM24 171V170H23ZM55 171H57L55 169ZM110 172H113L109 169ZM148 171V170H147ZM169 171H166L167 173ZM26 172V171H25ZM140 172V169H139ZM158 172V171H157ZM162 172V171H161ZM20 173V172H18ZM114 173V172H113ZM114 173V175H115ZM153 173V172H152ZM151 173V174H152ZM160 172H158L159 174ZM14 174V175H13ZM51 175V174H50ZM115 175V176H116ZM157 173L153 174V182L148 183L150 186L148 187L149 191V201H147V203L150 202V205H148V209L146 211H142L145 212V214L143 213H139V217L137 219V221H135L136 217H134L135 219L132 218V220H134L136 223L134 225V231L135 233H144L148 232L147 229L150 228L153 224V226H162L164 224L165 219L167 218V216L172 217L171 212L174 211L173 208L176 209L177 206L172 207L168 204L169 201L165 200V189L162 187L163 182L161 181H156L158 177H156ZM167 175V174H166ZM190 175V176H191ZM20 175L18 174V177ZM49 176V175H48ZM202 176V175H201ZM16 177V176H14ZM55 177V175L53 176ZM95 177V176H94ZM191 178L193 180H195L194 178ZM23 178V179H24ZM46 178V177H45ZM52 178V177H51ZM150 178V180H152ZM166 178V177H165ZM199 178V177H197ZM205 178V177H204ZM16 179L19 178L16 177ZM49 179V178H48ZM54 179V178H53ZM121 179V180H122ZM129 179V180H130ZM143 179V178H142ZM167 179V178H166ZM165 179V180H166ZM203 178L201 177L200 180H202ZM15 180V179H14ZM94 180V179H93ZM135 180V179H134ZM149 180V181H150ZM27 181H23V182H27ZM124 181V179H123ZM121 181V182H123ZM136 181V180H135ZM141 181V180H139ZM97 182V181H96ZM126 182V181H125ZM131 182V181H129ZM142 182V181H141ZM188 182V183H189ZM192 183H194V181H191ZM190 182V183H191ZM200 182V181H199ZM21 183V181H20ZM27 183V184H28ZM47 183V182H46ZM98 183V182H97ZM101 188L106 190L107 187L109 185H107V179L104 178L102 180L99 181ZM128 183V182H127ZM135 183V182H134ZM138 183V180H137ZM140 183V182H139ZM162 183V184H161ZM191 183V184H192ZM94 184V183H93ZM122 184V183H121ZM126 184V183H125ZM131 184V183H130ZM146 184V182H145ZM164 184V185H165ZM203 184V182H202ZM52 185V184H51ZM98 185V184H97ZM147 185V184H146ZM143 186V187H146ZM10 186V185H9ZM28 186V187H29ZM48 186V185H47ZM53 186V185H52ZM51 186V188H52ZM95 186V185H94ZM93 186V187H94ZM123 186V185H122ZM148 186V185H147ZM193 186V185H192ZM189 187L190 188H192ZM202 186V185H201ZM200 186V187H201ZM255 186V185H254ZM41 187V186H39ZM54 187V186H53ZM126 187V186H125ZM183 187V186H181ZM187 187V186H184ZM197 187V186H196ZM10 188V187H8ZM91 188V187H90ZM87 188L86 190L83 191H79L78 193L76 192L75 195H77V197H79L80 199L84 200L88 197V193L92 192V189ZM99 188V187H98ZM111 188V187H110ZM188 188V187H187ZM186 188V189H187ZM194 188V187H193ZM202 188V187H201ZM11 189V188H10ZM10 189H7L9 192ZM48 189V188H47ZM54 189V188H53ZM51 189V190H53ZM95 189V188H94ZM100 189V188H99ZM128 189V188H127ZM142 189V188H141ZM145 189V188H144ZM188 189V190H189ZM196 189V188H195ZM5 190V189H4ZM16 190V189H15ZM56 190V189H55ZM179 190V189H178ZM181 190V189H180ZM179 190V191H180ZM185 190V188H184ZM193 190V189H192ZM40 191V190H39ZM145 191V190H144ZM167 191V192H168ZM182 191V190H181ZM240 191V190H239ZM261 193H260V192ZM6 191L4 193H7ZM10 192H13L12 190ZM48 192V191H47ZM129 192V190H128ZM127 192V193H128ZM142 192V190H141ZM192 191H190L189 193H191ZM14 193V192H13ZM19 192H17L18 194ZM33 193V192H32ZM55 193V192H54ZM109 193V192H107ZM170 193V192H169ZM176 193V192H173ZM183 193V191H182ZM193 193V192H192ZM10 193H8L9 195ZM15 194V193H14ZM14 194H11L14 196ZM16 196L12 199L10 196V198L6 196V199H2L1 195H0V264H48V260L45 257L46 255V250H45V245H48V242L46 241V239L41 238V228L40 226L34 221L33 218H31L32 216H30V214L24 213L25 215H29L30 219V224L26 225L27 223H25V225L20 224L18 225L19 221L16 220L15 223V216L17 217V214L22 213L24 210L21 207L23 205V203L21 201H23V199L19 200L18 198L20 196ZM93 194V193H92ZM147 194V193H146ZM179 194V193H178ZM195 194V195H196ZM124 195V194H123ZM121 195V196H123ZM169 195V194H168ZM177 195V194H176ZM180 195V194H179ZM234 195V194H233ZM4 196V197H5ZM96 196V195H95ZM133 196V195H132ZM144 196V195H143ZM146 196V197H147ZM246 196H250L249 199H247L248 202L245 203V205L243 204L244 197ZM76 197V196H75ZM76 197V198H77ZM93 197V196H92ZM134 197V196H133ZM145 197V198H146ZM167 197V196H166ZM170 197V196H169ZM167 197V199L169 198ZM194 196L192 194H182L180 196V201L181 203H184L186 206L185 210H188L189 212H195V204L193 203V205L191 204V202H193L192 198ZM21 198V197H20ZM27 198V197H26ZM91 198V197H90ZM101 198V197H100ZM11 199L13 201H11ZM15 199L17 201H15ZM99 199V197H98ZM128 199V198H126ZM136 199V198H135ZM141 199V198H140ZM87 200V199H86ZM107 200V199H106ZM114 200V199H113ZM146 200V199H145ZM179 200V199H178ZM195 200H197L195 198ZM5 201V203H4ZM25 201V200H24ZM101 201V199H100ZM112 201V200H111ZM177 201V200H176ZM174 201V202H176ZM208 201V200H207ZM207 201H205L204 203H206ZM88 202V201H87ZM107 202V201H106ZM110 202V200L108 201ZM174 202H170V203H174ZM203 202V201H202ZM92 203V202H91ZM187 203V205H186ZM243 205H241V204ZM249 203V204H248ZM93 204V203H92ZM100 204V202L98 203ZM97 204V206H98ZM107 204V203H106ZM113 204V203H112ZM111 204V205H112ZM125 204V203H124ZM144 204V203H143ZM203 204V203H202ZM201 204V205H202ZM261 204L263 205V207L261 206ZM119 205V204H118ZM126 205V204H125ZM182 205V204H180ZM207 205V204H206ZM100 206V205H99ZM98 206V207H99ZM113 206V211L109 214V216H111V218L113 219V222L116 224V220L118 222V219L120 217L123 216V214L120 213L119 208L114 204ZM127 206L129 207V205L127 204ZM134 206V205H133ZM15 208L16 210H12V208ZM97 207V208H98ZM103 207V206H102ZM107 207V206H106ZM111 207V206H110ZM126 208V207H125ZM133 208V207H132ZM179 208V207H178ZM245 208H247L248 210V216L243 220H240V216L243 213V211L245 210ZM101 209V206H100ZM108 209V208H107ZM128 209V208H127ZM135 209V208H134ZM141 209V208H140ZM146 209V206H145ZM18 210V211H17ZM182 209H178V211H182ZM12 211V212H11ZM21 211V212H20ZM27 211V210H26ZM105 211V210H104ZM107 211V210H106ZM135 211V210H134ZM140 211V210H139ZM14 212V213H13ZM30 211H28L29 213ZM66 212V211H65ZM64 212V213H65ZM92 212V211H91ZM177 212V211H175ZM187 212V211H186ZM188 212V214H189ZM246 212V211H245ZM34 213V211H33ZM32 213V214H33ZM69 213V212H68ZM66 213V214H68ZM96 213V212H94ZM136 213V212H135ZM173 213V212H172ZM179 213V212H178ZM23 213L20 214L24 215ZM97 214V213H96ZM143 216H142V215ZM182 214V213H181ZM186 214V213H185ZM204 214V213H203ZM247 214V213H246ZM35 215V214H34ZM99 215V214H98ZM104 215V214H103ZM122 215V216H121ZM128 215V214H127ZM136 215V214H135ZM134 215V216H135ZM138 215V214H137ZM174 215V214H173ZM193 215V214H192ZM66 216V215H65ZM96 216V215H95ZM186 216V215H185ZM190 216V215H189ZM188 216V217H189ZM24 217V216H23ZM28 217V216H27ZM34 217V216H33ZM67 217V216H66ZM69 217V216H68ZM98 217V216H97ZM101 217V214H100ZM106 217V216H105ZM132 217V216H131ZM174 217V216H173ZM22 219V216L20 217ZM26 217H24L25 219ZM65 218V217H64ZM70 218V217H69ZM186 218V217H185ZM20 219V221H21ZM67 219V218H66ZM71 219V218H70ZM170 219V218H169ZM190 219V218H189ZM197 219V218H196ZM109 220V219H108ZM172 220V219H171ZM188 220V219H187ZM195 221V219H193ZM111 221V220H110ZM197 221V220H196ZM166 222V221H165ZM180 222V221H179ZM186 222V221H185ZM126 223V222H125ZM134 223V222H133ZM156 223V224H155ZM167 223V227H169L168 222ZM172 223V221H171ZM177 223V222H176ZM121 224V223H120ZM119 224V225H120ZM186 224V223H185ZM130 225V224H129ZM175 225V224H174ZM178 225V224H177ZM180 225V224H179ZM20 226V227H19ZM121 226V225H120ZM119 226V227H120ZM157 226V227H158ZM166 226V224H165ZM172 226V224H171ZM183 226V225H182ZM114 227V226H113ZM116 227V226H115ZM166 227V228H167ZM199 227V226H198ZM122 228V227H121ZM131 229V227H130ZM129 229V230H130ZM164 229V228H163ZM111 230V229H110ZM157 230V228H156ZM159 230V229H158ZM169 230V229H168ZM199 230V229H198ZM121 231V230H120ZM131 231V230H130ZM133 231V232H134ZM137 231V232H136ZM163 231V230H162ZM165 231V230H164ZM109 232V231H108ZM112 232V231H111ZM124 232V231H123ZM155 232V231H154ZM201 232V231H200ZM113 233V232H112ZM119 233V231H118ZM121 233V232H120ZM129 233V232H128ZM160 233V230H159ZM106 234V233H105ZM109 234V233H108ZM117 234V232H116ZM130 234V233H129ZM138 234V235H139ZM146 233H144L145 235ZM148 234V233H147ZM163 234V233H162ZM264 234V233H263ZM112 235V234H111ZM124 235V234H123ZM142 235V234H140ZM143 235V236H144ZM157 237V233L155 234ZM195 235V237H194ZM204 235V234H203ZM259 235V236H256ZM125 236V235H124ZM159 236V235H158ZM161 236V235H160ZM259 237V243H258V247L257 249H261L258 253L257 251H254L255 253L251 254L250 257H245L243 255V252L245 250V244L247 246V243L253 240V237ZM115 237V235H114ZM146 237H150L146 236ZM194 237V238H193ZM123 238V237H121ZM120 238V239H121ZM166 238V239H167ZM112 239V238H111ZM116 239V238H114ZM157 239V238H156ZM183 239V241H182ZM198 239V238H197ZM222 239V238H221ZM222 239V240H223ZM252 239V240H251ZM204 240V239H203ZM255 240H257V238H255ZM114 241V240H113ZM158 241V240H157ZM184 244H182V242ZM200 241V240H199ZM257 241V242H258ZM180 242V243H179ZM224 242V241H223ZM256 244V241H254ZM109 243V242H107ZM163 243V244H164ZM251 243V242H250ZM249 243V244H250ZM26 244H29V250L27 252V254H25L22 258H21V262L18 261L17 263L15 262V259L17 258L18 254L20 253V251L25 247ZM162 244V243H161ZM160 244V246H161ZM181 244V245H180ZM202 244V243H201ZM212 244V243H211ZM219 244V243H218ZM223 244V243H222ZM108 245V244H106ZM110 245V244H109ZM158 242H157V246H158ZM180 246H186L187 248L189 247L190 249H186L183 253H181L180 255L176 254V250H179L178 247ZM208 244L204 245L207 246ZM158 248V250H162L163 248ZM217 246V245H216ZM251 246V245H250ZM248 246V247H250ZM256 246V245H254ZM109 247V246H108ZM156 246L151 247L153 248V251L155 249ZM163 247V245L161 246ZM199 247V246H198ZM222 247V246H220ZM245 247V248H244ZM247 247V248H248ZM185 248V247H184ZM202 248V247H201ZM253 248V245H252ZM264 248V247H263ZM150 249V248H149ZM148 249V251H149ZM204 249V247H203ZM157 250V249H156ZM154 251L157 254L153 253L152 251L150 253H152L154 256L158 255L159 253H161V255H163V252H159V251ZM184 250V249H183ZM213 250V249H212ZM215 247H214V251H212L213 253L215 252ZM248 250V249H247ZM147 251V250H146ZM211 250H208V252H210ZM263 251V250H262ZM180 252V251H179ZM182 252V251H181ZM165 253V252H164ZM178 253V252H177ZM239 253V254H237ZM206 254V253H205ZM245 254V253H244ZM250 254V253H247ZM264 254V253H263ZM117 255V254H116ZM151 255V254H150ZM177 255V257H176ZM148 256V255H147ZM151 256V257H152ZM160 255H158L156 257L159 258ZM119 257V256H117ZM145 257V256H144ZM162 257V256H161ZM207 257V256H206ZM257 257L256 260H259ZM130 258V257H129ZM118 259V258H117ZM125 259V258H124ZM123 259V260H124ZM145 259V258H144ZM149 259V258H148ZM254 259V260H253ZM261 259V258H260ZM263 259V260H262ZM262 264H264V258H262ZM131 260V259H130ZM138 260V259H137ZM151 260H155L152 259ZM150 260V262H151ZM165 260V261H164ZM255 260V262H256ZM125 261V260H124ZM145 261H147L145 259ZM186 261V262H185ZM260 261V260H259ZM142 262V260H141ZM255 262H252V264H256ZM118 263V262H117ZM136 263V262H135ZM153 263V262H152ZM157 263V261H156ZM155 263V264H156ZM158 263V264H160ZM259 263V262H258ZM257 263V264H258ZM134 264V263H133ZM137 264V263H136ZM151 264V263H150ZM154 264V263H153Z\"/></svg>",
	"mask_w": 264,
	"mask_h": 264
}]
</instances>
